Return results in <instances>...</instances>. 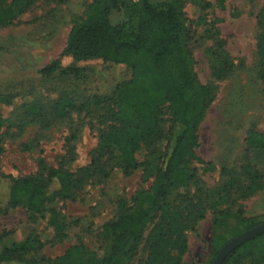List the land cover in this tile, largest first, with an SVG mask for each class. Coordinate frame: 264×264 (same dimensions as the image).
<instances>
[{"label": "rangeland", "instance_id": "obj_1", "mask_svg": "<svg viewBox=\"0 0 264 264\" xmlns=\"http://www.w3.org/2000/svg\"><path fill=\"white\" fill-rule=\"evenodd\" d=\"M11 1L0 0L4 6ZM204 1L198 0L196 5L192 0H182L191 31L188 47L194 60L193 70L201 84L213 85L215 90L198 128L199 145L194 153L201 162L191 160L195 176L187 188L190 192L198 189L206 212L185 230L187 250L180 264H211L215 257H211L213 235L228 242L237 236L231 238V233L241 228V219L264 217V150L247 145L250 131L264 133V84L258 66L262 29L257 18L263 0H206L209 5L202 8L200 3L203 5ZM91 2L33 0L28 7L14 3L10 6L14 10L12 23L0 26V117L4 120L0 127V247L32 238L41 243L40 247L32 246L22 264H44L46 259L62 255L75 244L84 245L101 257L111 243L104 225L117 217L118 200L130 203L136 191L148 190L154 180L151 167L149 171L139 168L131 175L115 168L104 180L86 183L72 199L55 198L39 214L22 207L4 210L6 177L37 173L40 160L47 167L68 172L89 164L99 134L110 123L103 98L131 78V70L124 64L61 55L69 30L85 17ZM214 51L225 53L232 63L224 79L212 76L209 55ZM56 59L60 61L57 71L41 72ZM64 97L72 103L65 118L45 117L47 125L26 121L24 104L40 103L48 108V104ZM168 127L166 123L165 135L151 154V149L136 151L138 161L152 158L157 166L168 144ZM246 167L256 171L257 182L263 184L248 196ZM229 175L233 189L221 194L222 199L211 198L207 192L223 184ZM179 191L177 187L172 190L173 194ZM212 200L221 202L210 208ZM220 210L224 221L216 227L214 220L219 218ZM51 211L63 224L61 239L49 222ZM150 227L151 223L144 228L140 250L130 264H137L144 254L141 248ZM241 264H264V238L252 246Z\"/></svg>", "mask_w": 264, "mask_h": 264}, {"label": "trees", "instance_id": "obj_2", "mask_svg": "<svg viewBox=\"0 0 264 264\" xmlns=\"http://www.w3.org/2000/svg\"><path fill=\"white\" fill-rule=\"evenodd\" d=\"M14 3L28 7L33 0H12L5 6L0 2V26L12 23L14 10L10 6ZM192 3L199 4L198 0H192ZM204 3H200L202 8L209 5L206 0ZM257 18L262 29L259 35V77L264 84V0ZM190 33L182 0H92L85 17L69 30L62 56L124 64L130 68L131 78L118 84L110 95L103 98L110 123L107 130L99 134L89 164L68 172L47 167L40 160L37 173L21 178L6 177L8 194L4 210L22 207L29 213L39 214L55 198L72 199L86 183L104 180L115 168L131 175L139 168L149 171L151 167L155 176L151 188L136 191L130 203L118 200L117 217L104 225V229L110 232L111 243L101 257L84 245L75 244L62 255L46 259L44 264H130L140 250L142 232L150 223L141 248L144 254L137 264L181 263L187 250L185 230L206 212L198 189L190 192L187 188L195 176V170L190 168L191 160L201 162L194 153L199 145L198 128L215 90L213 85H203L196 77L188 47ZM218 44L222 45L221 42ZM209 56L213 78L224 79L232 69L229 57L215 51ZM59 65L60 61L56 59L41 72L52 74ZM71 104L65 97L51 102L48 108L46 104L26 103L23 115L28 123L47 125L45 117L51 120L65 118L68 115L66 109H71ZM3 122L0 117V127ZM166 123H169L168 144L157 166L151 162L152 158L138 161L136 151L146 148L151 149V154L165 135L163 127ZM247 145L264 150V133L250 131ZM245 173L249 177L245 192L248 196L263 184L257 182L259 176L252 168L246 167ZM233 186V178L229 175L223 184L207 194L222 199L221 194L232 190ZM175 187L180 191L173 194ZM220 202L212 200L208 207ZM217 212L216 227L225 216L221 210ZM49 222L58 239L64 237L63 224L56 220L53 211ZM262 222L263 216L241 219V228L232 232L231 238ZM263 238L264 234L242 244L222 264H241L252 246ZM226 242L225 238L213 235L212 258ZM32 246L40 247L41 243L32 238L11 245L2 244L0 264H22L23 256Z\"/></svg>", "mask_w": 264, "mask_h": 264}, {"label": "water", "instance_id": "obj_3", "mask_svg": "<svg viewBox=\"0 0 264 264\" xmlns=\"http://www.w3.org/2000/svg\"><path fill=\"white\" fill-rule=\"evenodd\" d=\"M264 233V222L249 229L246 230L240 234H238L236 237L232 238L230 241L225 243L220 250L217 252L215 257L213 258L211 264H222L224 259L236 248H238L243 243L254 239L255 237L261 235Z\"/></svg>", "mask_w": 264, "mask_h": 264}]
</instances>
